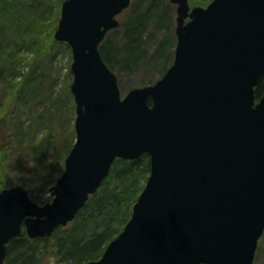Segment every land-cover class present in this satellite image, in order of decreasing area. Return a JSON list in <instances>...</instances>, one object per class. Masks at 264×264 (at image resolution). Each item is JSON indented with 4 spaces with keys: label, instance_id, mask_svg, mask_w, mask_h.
<instances>
[{
    "label": "water",
    "instance_id": "water-1",
    "mask_svg": "<svg viewBox=\"0 0 264 264\" xmlns=\"http://www.w3.org/2000/svg\"><path fill=\"white\" fill-rule=\"evenodd\" d=\"M131 0H64L54 37L72 49L76 139L43 205L0 191V264L23 227L72 221L116 158L150 155L123 230L83 264H253L264 231V0L177 5L173 64L122 96L99 45ZM189 20L185 22V19Z\"/></svg>",
    "mask_w": 264,
    "mask_h": 264
},
{
    "label": "rangeland",
    "instance_id": "rangeland-1",
    "mask_svg": "<svg viewBox=\"0 0 264 264\" xmlns=\"http://www.w3.org/2000/svg\"><path fill=\"white\" fill-rule=\"evenodd\" d=\"M63 1L0 0V183L25 186L39 204L52 200L51 182L62 169L59 155L76 137L72 49L54 37ZM162 1L168 5L166 17L149 22L140 60L131 66L123 61L109 66L122 95L155 83L164 74L162 59L167 54L174 58L176 5ZM189 1L193 7L211 0ZM117 18L119 26L108 31L103 42L124 43L127 15L120 13ZM253 264H264V233Z\"/></svg>",
    "mask_w": 264,
    "mask_h": 264
},
{
    "label": "trees",
    "instance_id": "trees-1",
    "mask_svg": "<svg viewBox=\"0 0 264 264\" xmlns=\"http://www.w3.org/2000/svg\"><path fill=\"white\" fill-rule=\"evenodd\" d=\"M147 3L148 0H135L133 6L131 3L123 11L122 16L127 15L123 22V44H114L112 39H105L101 43L102 57L109 66L119 61L128 66L137 63L143 52L142 38L149 22L152 18L162 22L166 17L168 5L162 0H151L148 5ZM162 53H165V48ZM172 58L167 54L162 59L161 74L172 63ZM263 91L264 78L256 89V97L259 98ZM73 142L68 143L59 155L61 173L64 159ZM5 151L6 149L3 153ZM149 174L148 153L134 159L117 158L107 177L70 223L57 227L49 237H30L24 228L19 235L12 237L8 242L6 264H83L100 258L108 243L123 230L129 220L133 205ZM3 185L0 183L1 188Z\"/></svg>",
    "mask_w": 264,
    "mask_h": 264
}]
</instances>
